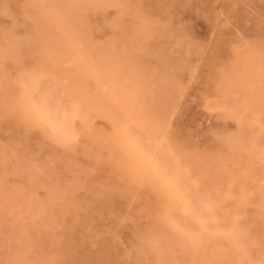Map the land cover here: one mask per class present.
Segmentation results:
<instances>
[{"label": "bare ground", "instance_id": "6f19581e", "mask_svg": "<svg viewBox=\"0 0 264 264\" xmlns=\"http://www.w3.org/2000/svg\"><path fill=\"white\" fill-rule=\"evenodd\" d=\"M135 3L25 0V35L0 42V120L36 132L49 148L73 153L82 144L86 155L98 159L105 150L123 193L150 195L137 264H264V32L235 42L231 60L215 71L214 97L207 107L232 119L236 130L224 125L218 148L192 149L174 139L168 125L182 95L179 70L189 67V51L177 40L180 58L169 66L161 63L166 55L148 46L150 39L169 33L167 26ZM110 7L118 12L109 22L114 33L97 40L89 12L105 16ZM21 46L49 53L41 57L43 76L38 69L24 81L7 76L5 53L19 63ZM0 154L6 169L0 174V247L5 249L0 264H65L63 251L46 257L29 234L52 230L54 207L66 203L79 186L78 164L70 168L75 180L64 183L54 177L63 160L55 152L42 162L24 163L12 149V167L2 145ZM43 175L50 177L43 180ZM38 187L46 189L45 197L36 193ZM250 206L257 209L252 215Z\"/></svg>", "mask_w": 264, "mask_h": 264}, {"label": "rangeland", "instance_id": "374dc122", "mask_svg": "<svg viewBox=\"0 0 264 264\" xmlns=\"http://www.w3.org/2000/svg\"><path fill=\"white\" fill-rule=\"evenodd\" d=\"M24 1L0 0V42L9 37H22L25 35V29L23 28L25 19ZM248 1L135 0V6L142 13L158 20V24L161 26H167L169 33L162 37L158 36L150 39L148 46L149 50L155 53L162 52L166 55L167 61L163 59L161 63L169 66L168 61H176L180 58L181 52L179 46L175 43L177 40H180L185 50L188 49L189 51V67L179 70L182 95L178 99L168 125H170V133L173 138L182 141L192 149L218 148L222 142L220 133L222 127L225 125L232 131L236 130V124L232 119L222 118V112L207 107V104L209 99L214 97L212 89L216 74L232 58L230 51L232 45L241 39L253 37L258 34L257 32L259 34L264 32L263 0H250V3ZM238 7L239 9H237ZM5 8L7 9L6 12L4 11ZM117 14L118 12L114 7L108 9L107 16L89 12L90 28L95 39L103 40L112 36L114 29H112L109 22L115 19ZM129 19V17H126L125 21L129 22ZM180 22L181 24H179ZM249 24L251 27L248 26ZM231 25H234V27ZM229 27L232 28L231 32ZM248 30L250 31L247 34ZM188 34L191 35L188 36ZM223 44L224 46H222ZM20 50L19 63H16L17 58H15L16 60L10 58L5 53L4 64L7 76L11 79L24 81L27 80L32 70L37 69L40 71V75L43 76L42 71L39 69L45 66L40 62L41 57H49V53L40 52L34 46H21ZM227 58L229 59L227 60ZM49 67L52 68L53 66L49 65ZM215 68L216 70H214ZM78 78L79 82L83 81L81 74ZM206 87L208 88L206 89ZM206 91L207 94H205ZM98 123L100 126L108 128V123L105 120L98 119ZM41 141L42 138L36 132L26 133L23 127L18 126L16 123L0 120V145L4 146L7 155H10L7 156L8 159L6 157L10 167L15 162L14 158L10 159L12 149H16L24 163H27L28 159L36 163L42 162L52 158L53 155L51 154L55 152L63 159L60 163L61 166L58 164L59 168L54 172L57 181L73 182L76 174L70 168H73L74 165L78 164L77 167L82 171L79 186L73 192V196L63 205L54 207V222L56 224H54L52 230L48 233L47 231L42 232L41 236L37 233L29 234L32 235L33 243L38 247L42 246L40 251L49 258L63 251L64 257L67 256L68 259L65 264H137L140 257L136 254L137 242L139 241L138 234L149 223L147 210L148 203L152 199L150 195L135 190L128 194L123 193L120 186L121 182L105 159V150L102 151L103 158L98 159L86 155L83 152L82 144L77 146L76 152L67 153L60 146L49 148L48 144ZM65 159H67V164L62 163ZM5 170L0 154V174L5 173ZM49 177L50 175H43L42 179L47 180ZM10 178L17 181L12 176ZM98 190L99 195H96ZM36 193L41 197H45L47 194L46 189L43 187H38ZM256 211L255 206H250L249 212L251 215ZM3 232L4 230L0 226V238ZM15 234L21 236V231L16 230ZM0 250L4 252L5 249L0 247ZM145 258H151L150 254L145 255Z\"/></svg>", "mask_w": 264, "mask_h": 264}]
</instances>
